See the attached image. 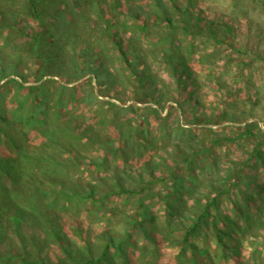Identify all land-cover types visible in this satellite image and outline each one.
Instances as JSON below:
<instances>
[{
    "label": "rangeland",
    "instance_id": "374dc122",
    "mask_svg": "<svg viewBox=\"0 0 264 264\" xmlns=\"http://www.w3.org/2000/svg\"><path fill=\"white\" fill-rule=\"evenodd\" d=\"M8 60L0 155L35 181L0 175L34 221L4 213L0 264H264V0H0ZM173 168V208L221 194L185 246Z\"/></svg>",
    "mask_w": 264,
    "mask_h": 264
},
{
    "label": "trees",
    "instance_id": "16d2710c",
    "mask_svg": "<svg viewBox=\"0 0 264 264\" xmlns=\"http://www.w3.org/2000/svg\"><path fill=\"white\" fill-rule=\"evenodd\" d=\"M102 1L103 0H97L98 5H100L102 3ZM92 2H93V0H92ZM31 7H32V10L34 12L35 18L39 21L41 27L45 28L46 24L44 23V18H43L42 12L36 7V5H35V3L33 1L31 2ZM68 12H69L68 13V17L70 18V23H69V25H67V28L65 30V34L64 35H65L66 39H75V40H77L78 38L74 34V31L72 30V26H71V24H72L71 23V19L74 20V16H73V14L71 12V8H70L69 5H68ZM4 13H6V12H2L3 16H4ZM105 30H106V28H105ZM32 41H33V44H32L33 45V49L35 50V52H38V55H39L40 54L39 48L42 45V37L40 35H38L37 37L33 38ZM80 46H81L82 49H85L87 47L85 45V43H82V42H80ZM121 53L126 58V56H125L126 52L123 49V47H121ZM39 57L42 58V60H43V65L41 67V72H43L44 69L46 68V65L49 62V58L48 57L44 58V57H42V55H39ZM126 63H129V61L126 60ZM4 64H3V69H2L4 74L2 75V77L0 79V82L2 81V79L8 78L12 74L15 73V70H14V66L15 65L10 60L5 61ZM96 75L99 76V74L97 72H96ZM42 79H43V76H41L40 80H42ZM12 82L18 83L22 88L25 87L23 82H18L15 78L9 79L5 84H9V83H12ZM4 85L0 86V101L4 97L3 94L1 93V91H2L1 89H2V87ZM35 107L37 108L38 104H36ZM146 109L149 110L150 112L152 110L151 113H155V114L159 113L158 109L152 108L150 106L146 107ZM8 110H9V104L8 103H5L3 108L0 109V124H1V122H5V124H6L5 126L3 125V126L0 127V139L3 138V137L6 138V139H10V138H14L15 137V136H13L12 133L11 134L9 133V127L10 126L8 124L10 123L11 120L7 119V117H6V113L8 112ZM45 118H48L47 111H44V119H43V121L45 120ZM35 123H36V121L33 124H35ZM14 145H15V143H14ZM22 149H23L22 147H20V146L18 147V155H17V157H15V159H14L15 160V164L11 168L9 167V164H8L9 157H5L4 158V157H2V155H0V171H2V170L10 171V174H9L10 177L14 178V179H18V180L20 179L19 181H21L23 179V177H26L25 182L27 181V183H28V182H31L30 180L34 176H31L29 174H27L25 176L23 173H21L19 171V165L17 164L19 159L23 156ZM183 161H190V159H187L185 157L184 159L178 160L176 162V164L182 163ZM160 163L161 162H153V161L151 162V164L152 165H156V167L157 166L161 167L162 164H160ZM188 173L191 175L190 172H188ZM169 178L172 180V183H171L170 187L168 186V188L170 190L169 191V196H168L169 197L168 214L171 215L169 220L173 219L174 217H178L179 221H181V223H183L185 225V227L187 228V232L185 233L183 241H182V243L185 246L186 244L189 243V238L188 237L193 235V234H196L199 231V229H200V227L202 225V221L205 220V219H208V217H213L212 212H211V208L212 207L214 209L215 208L216 209L219 208V201H220L221 194L220 193L216 194L210 200L206 201L203 204H201L200 199H199V200H197L195 202V204H197V205L189 204V205H185V207H184V205L180 203L177 207L173 208L172 207V202L176 201L175 200V196L179 194L180 190L184 191V184H183V179H182L181 175H179L178 173H175L174 172V168L171 170L169 175H167L165 177V181L169 182ZM3 181L4 180L2 178V175H0V202L4 204V205L2 204V208H0V221H1V219L4 218V213H6L8 210H11L12 212H14L13 219L16 220V221H21V220H23L22 218L26 219V221H30V222L34 221V220L28 218L29 211L23 208L24 204H22V203L18 202V200H16V198L14 196V192H12L10 189H8L7 188L8 186H6ZM34 181L35 180L32 179V182H34ZM40 187H42L41 192H43L44 195H46L49 192L48 190L45 189L43 184H40ZM130 191H132V192H130V194H134L135 193V192H133V190H130ZM111 192H113V190ZM183 194H184V192L181 195L180 202H182V200H183V198H182ZM154 195H155V192L152 195H150V197H154ZM90 197H93V194ZM146 198H147V196H142L141 197V202L145 201ZM142 205L144 207L142 215L146 219L151 218V215H149L147 213L146 209H145L146 205L145 204H142ZM37 208H38V212L36 213V215L39 216V215H41V212H40V208L39 207H37ZM198 209L202 210L200 212V214L197 213ZM222 216H223V214H222ZM223 219H224V223L227 225V223H229V219L230 218L228 216L224 215ZM36 222H38V221H36ZM221 232H222V234L226 235L227 234V228L221 229ZM105 255H106V251H105L104 255H102L99 260H97V261H89L88 263L89 264H99L103 260V257ZM128 256L130 257V255H128ZM23 261H24V264H38V262H36L37 260H34V262H31V261H28V259L26 257H24ZM61 264H67V263L63 262Z\"/></svg>",
    "mask_w": 264,
    "mask_h": 264
}]
</instances>
